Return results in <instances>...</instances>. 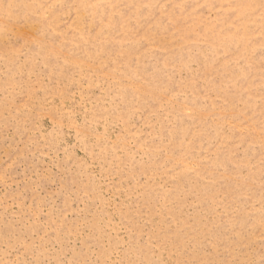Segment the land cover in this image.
I'll return each mask as SVG.
<instances>
[{
  "label": "rangeland",
  "instance_id": "rangeland-1",
  "mask_svg": "<svg viewBox=\"0 0 264 264\" xmlns=\"http://www.w3.org/2000/svg\"><path fill=\"white\" fill-rule=\"evenodd\" d=\"M11 1L0 264H264V0Z\"/></svg>",
  "mask_w": 264,
  "mask_h": 264
},
{
  "label": "bare ground",
  "instance_id": "bare-ground-1",
  "mask_svg": "<svg viewBox=\"0 0 264 264\" xmlns=\"http://www.w3.org/2000/svg\"><path fill=\"white\" fill-rule=\"evenodd\" d=\"M10 4L13 6V0L10 2ZM103 47H104V45H100L98 47L99 49H97V52H95V53H98V52L105 53V48H103ZM126 55H128V54L126 53Z\"/></svg>",
  "mask_w": 264,
  "mask_h": 264
}]
</instances>
